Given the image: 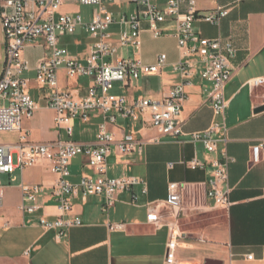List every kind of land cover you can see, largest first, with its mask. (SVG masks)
Instances as JSON below:
<instances>
[{"label": "crops", "instance_id": "obj_1", "mask_svg": "<svg viewBox=\"0 0 264 264\" xmlns=\"http://www.w3.org/2000/svg\"><path fill=\"white\" fill-rule=\"evenodd\" d=\"M158 1L163 3V0ZM2 2L0 0V75L4 67L6 41L1 22ZM104 4L115 13H131L137 7L134 0L116 3L104 0ZM198 5L201 15L217 5L229 8L228 16L220 25L198 20L195 29L206 38L231 37L237 48L232 59V77L225 87L229 128L225 147L235 159L229 166V208H219L207 197L206 182L211 167L191 169L185 164L195 158L206 161L216 156L208 154L202 144L190 140L192 133L206 130L215 120L208 100L211 84L197 75L185 87L187 99L180 117L184 135H161L151 124L148 113L139 121L118 117L115 124L108 125L109 132L117 141L139 139L145 143L142 153H121L113 146L108 159V175L115 178L124 175L143 177L148 184L147 193H143L141 187L118 193L115 206L109 211L104 210V195L76 198L68 217H80L82 224L70 227L61 239L56 237V231H46L39 224L41 216L55 219L59 215L51 195L57 175L51 171L48 161H40L24 170L18 168L13 174L2 173L0 264H167L170 232L165 226L150 224L147 215L152 210H167L166 198L171 182L187 183L178 223L175 261L264 264V161L258 164L251 161L252 146L264 141V87L251 90L245 84L253 77L264 76V0H198ZM96 9L94 6L92 12L83 15L78 0H64L59 12L79 14L84 22H89ZM162 28L167 33L154 38L148 22L144 21L141 49L124 47L119 56L128 57L129 49L133 48L137 53L135 58L154 64L158 56L165 53L168 64L161 73L116 83V93H125L130 99L145 97L160 101L170 88L179 83V74L173 69V63L179 58L175 36L177 24L167 21ZM111 31L117 36L120 27L114 25ZM162 38L175 41V49L160 51L158 43L153 40ZM93 42L94 38L82 27L73 35L61 38V44L81 58L90 53ZM46 48L40 39L24 49V56L32 66L25 77L29 79L33 97L40 105L34 117L24 122L29 139L39 143L59 138L96 142L102 121L97 112L87 123L76 122L73 137L55 128V111L46 106L44 97L47 90H40L35 80L34 66L38 59L49 55L50 51L45 54ZM59 76L60 86L74 92L77 97L88 95L94 82L90 77L68 78L65 69L60 70ZM71 172L72 182L92 174L81 156L72 160ZM24 184H43L46 187V193L40 197L42 208L34 214H27L21 208ZM115 223H125L126 226L124 229L111 228ZM249 255L252 259L248 258Z\"/></svg>", "mask_w": 264, "mask_h": 264}, {"label": "built area", "instance_id": "obj_2", "mask_svg": "<svg viewBox=\"0 0 264 264\" xmlns=\"http://www.w3.org/2000/svg\"><path fill=\"white\" fill-rule=\"evenodd\" d=\"M107 1L116 3L119 0ZM134 1L137 5L135 11L115 13L104 4V0H78L81 5L97 8L89 22H84L79 14L60 13L64 0L2 2L1 22L6 41L4 67L0 75V132H17L19 139L14 143H0V173L13 174L18 168L24 170L40 161H48L51 171L57 175L51 195L59 215L55 219L41 216L39 224L46 231H56L58 239L65 236L70 227L82 224L80 217H68L76 198L104 195V210L109 211L115 206L118 193L132 191L134 187H141L142 192L147 193L148 184L143 177L124 175L115 178L108 175V159L113 146L121 153H142L145 145L139 139L115 140L108 125L115 124L118 117L139 121L148 113L151 124L161 135H184L180 117L187 99L185 87L197 75L211 84L208 100L215 120L206 130L192 133L190 140L202 144L208 154L216 156L206 161L195 158L185 164L191 169L209 165L207 197L219 208L228 209L231 204L228 177L229 166L235 159L225 147L229 131L225 87L232 77V59L237 54V48L231 37L206 38L195 29L198 20L220 25L228 16L229 8L217 5L201 15L198 0H163V3L158 0ZM144 21L148 22L154 38L167 33L162 28L165 22L177 24L175 36L179 58L173 63V69L179 74L180 81L160 101L145 97L130 99L125 93L114 91L116 83L161 73L168 64L165 53L160 54L154 64H146L139 58L119 56V51L124 47L141 49ZM114 25L120 27L117 36L111 31ZM79 27L94 38L91 51L84 58L71 53L61 44L63 36L73 35ZM40 39H43L50 53L37 60L34 66L35 80L40 90H47L44 97L46 106L55 111V128L73 137L76 122L87 123L91 115L97 112L102 121L96 142L59 138L53 142L39 143L29 139L24 122L34 117L40 105L29 92L30 82L25 73L32 70V66L24 56V49ZM61 69L66 70L68 78H92L94 82L88 95L77 97L74 92L63 89L60 86ZM245 84L251 90L264 87V76L253 77ZM14 156L17 157L16 162ZM79 156L85 158L92 174L83 175L78 182H72L71 163ZM251 161L253 164L264 161V141L252 146ZM186 187V182L169 183L167 210H152L147 215L150 224L165 226L170 232L167 264H203L199 261H175L173 258ZM22 193L21 208L25 213L34 214L41 210L40 197L46 193L45 185L24 184ZM2 203L3 187L0 184V206ZM125 226V223H115L111 228L124 229ZM248 258L252 259V255Z\"/></svg>", "mask_w": 264, "mask_h": 264}, {"label": "rangeland", "instance_id": "obj_3", "mask_svg": "<svg viewBox=\"0 0 264 264\" xmlns=\"http://www.w3.org/2000/svg\"><path fill=\"white\" fill-rule=\"evenodd\" d=\"M94 6H87V5H82V13L83 15H88L90 12H92ZM155 43H158L159 45V50L164 51V50H173L175 49V41L167 38H162L159 40H153ZM49 53V50L46 48L45 54ZM137 56V53L133 48L129 49L128 57L131 59H134ZM84 79H81V82H83ZM115 92L117 90H114ZM29 92L32 94V89L31 86L29 88ZM88 93V92H87ZM19 138V135L14 133V132H0V143H13L16 142ZM17 157L14 156V161L16 162ZM2 173H0V179H2Z\"/></svg>", "mask_w": 264, "mask_h": 264}]
</instances>
